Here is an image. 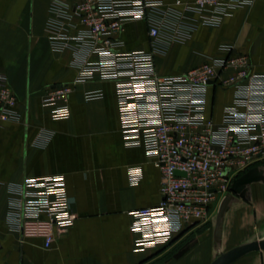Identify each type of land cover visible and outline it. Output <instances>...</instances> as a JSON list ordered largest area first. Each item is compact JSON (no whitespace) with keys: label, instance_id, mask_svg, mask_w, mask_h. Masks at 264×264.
I'll list each match as a JSON object with an SVG mask.
<instances>
[{"label":"crops","instance_id":"0c3cea01","mask_svg":"<svg viewBox=\"0 0 264 264\" xmlns=\"http://www.w3.org/2000/svg\"><path fill=\"white\" fill-rule=\"evenodd\" d=\"M50 6L51 0H0V69L8 75L21 115L19 121L0 125V264H210L222 252L263 239L264 160L238 177L237 182L245 175L260 176L233 192L219 239L216 221L223 197L207 221L183 229L169 244L137 248L130 212L159 203L160 170L143 146L125 144L115 82L98 75L75 82L79 72L73 65L74 51L54 49L47 31ZM67 26L71 35L81 27L77 18ZM129 30L134 33L131 37L126 36ZM119 37L124 51L151 50L149 25L143 19L126 23ZM226 46L246 53L253 69L264 73V0L238 7L218 26L199 25L187 42L156 54L157 70L160 74L186 71L210 57L225 56ZM233 72L227 70L225 76ZM65 84L73 87L71 116L54 118L42 99L50 87ZM217 90L226 98L218 104L215 117ZM88 91H101L102 96L86 99ZM234 98L232 87L210 86L207 117L221 121ZM134 167L142 170L135 185L129 180ZM55 174L65 177L77 217L45 247L43 238H23L11 228L9 203L17 197L11 188L27 178ZM232 264H264V250Z\"/></svg>","mask_w":264,"mask_h":264},{"label":"built area","instance_id":"2783aa9c","mask_svg":"<svg viewBox=\"0 0 264 264\" xmlns=\"http://www.w3.org/2000/svg\"><path fill=\"white\" fill-rule=\"evenodd\" d=\"M254 1L51 0L47 31L54 49L74 51L75 82L96 75L115 82L125 144L143 146L160 170L159 203L130 212L138 249L167 245L183 229L207 221L240 174L264 160V73L253 69L246 53L226 46L225 56L177 74H160L155 58L174 43L187 42L199 25L218 26ZM74 18L81 27L71 35L67 25ZM141 19L149 25L151 50H122L124 25ZM230 69L234 72L225 76ZM212 85L235 91L219 122L206 115ZM72 91L70 84L52 86L42 106L52 117L67 119ZM101 96V91L85 94ZM17 105L0 69V125L20 120ZM141 178L139 167L129 170L131 184ZM11 190L17 197L9 203L8 221L23 238L41 237L50 247L57 233L74 224L77 215L63 175L27 178Z\"/></svg>","mask_w":264,"mask_h":264},{"label":"water","instance_id":"95a60500","mask_svg":"<svg viewBox=\"0 0 264 264\" xmlns=\"http://www.w3.org/2000/svg\"><path fill=\"white\" fill-rule=\"evenodd\" d=\"M178 174H184L182 172H177ZM260 178V176H243L239 179L237 183L233 185L231 188V192H228L222 199L218 213H217V221H216V236L219 239L221 237V227L224 214L230 204L233 192H235L240 186L250 183L256 179ZM264 250V238L257 239L253 241H249L243 244H240L236 247H233L230 250L220 253L210 264H232L239 258L249 254L250 252Z\"/></svg>","mask_w":264,"mask_h":264},{"label":"rangeland","instance_id":"374dc122","mask_svg":"<svg viewBox=\"0 0 264 264\" xmlns=\"http://www.w3.org/2000/svg\"><path fill=\"white\" fill-rule=\"evenodd\" d=\"M133 31H134L135 33H138V31H136L135 28L133 29ZM133 31H132V30H129L128 33L126 34V36H128V37L133 36V35H134ZM225 98H226V96L223 95V94H221V93L219 92V90L216 91V93H215V101H214V116H215V117H217L216 114L218 113V108H217L218 104H219L222 100H224Z\"/></svg>","mask_w":264,"mask_h":264}]
</instances>
